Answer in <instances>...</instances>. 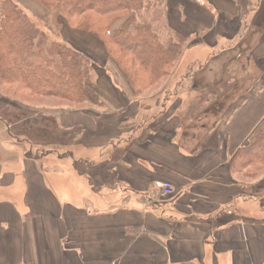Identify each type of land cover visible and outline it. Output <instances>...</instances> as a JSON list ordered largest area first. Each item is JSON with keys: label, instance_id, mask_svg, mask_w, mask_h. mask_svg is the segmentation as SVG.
<instances>
[{"label": "crops", "instance_id": "crops-1", "mask_svg": "<svg viewBox=\"0 0 264 264\" xmlns=\"http://www.w3.org/2000/svg\"><path fill=\"white\" fill-rule=\"evenodd\" d=\"M169 15L190 41L186 73L137 97L107 69L120 91L97 89L107 112L57 120L78 144L56 168L10 136L20 122L0 126V264H264V177L232 171L264 120V0H169Z\"/></svg>", "mask_w": 264, "mask_h": 264}, {"label": "trees", "instance_id": "trees-1", "mask_svg": "<svg viewBox=\"0 0 264 264\" xmlns=\"http://www.w3.org/2000/svg\"><path fill=\"white\" fill-rule=\"evenodd\" d=\"M34 1L52 15L54 38L30 18L17 0H0V89L78 106L91 105L93 75L96 72L107 80V66L105 63L102 67L89 49L65 37L64 23L95 33L107 50L108 60L118 64L139 97L171 77L187 45L188 38L171 26L169 0ZM119 22L123 24L117 27ZM57 34L64 42L55 37ZM204 78L203 73L196 74L189 87L202 92L199 83ZM216 86L219 88H211L213 93ZM52 127L58 138L59 133L76 134L75 130L61 131L53 122ZM20 128L21 124L10 128V136L31 143L32 132ZM232 171L243 177L244 184L264 177V120L234 158Z\"/></svg>", "mask_w": 264, "mask_h": 264}, {"label": "rangeland", "instance_id": "rangeland-1", "mask_svg": "<svg viewBox=\"0 0 264 264\" xmlns=\"http://www.w3.org/2000/svg\"><path fill=\"white\" fill-rule=\"evenodd\" d=\"M17 2L20 5V7L30 16V18L48 33L50 38H54L51 35L52 33L51 28L55 30V26L52 25L53 24L52 15L49 13V11L45 7L36 3L34 0H17ZM200 10L204 11V7L200 6ZM257 23L260 24L257 21H253V24H257ZM122 24L123 22H119L117 23L116 26L119 27ZM63 26L64 28H63L62 34L65 37L72 39L74 42H76V44L79 43L82 47L89 49L92 53H94L99 60L98 63L102 67L106 63L107 69L111 71V74L109 72V75L111 77L114 78L113 76L114 73L112 74V71L116 70L120 74V76L123 79H126L127 82L129 83V86H128L129 88L127 89L130 92L133 91L136 94V96L139 97L137 92L134 91L133 88L131 87V83L128 77H126V75L118 68V64L114 61L111 62L108 60L110 57L107 54V50L104 44L102 43V41L99 39V37L95 33L77 30L75 28L68 26V24L66 23H64ZM76 26H78L77 22H76ZM55 37L60 38L59 41L61 42L63 41V38H61V35L59 36V34H57ZM189 46H190V41L189 39H187V45L184 48L185 51L183 53V56L181 57L179 62H177L174 68V71L171 75L172 78L175 75L176 77H179L181 69H183V72L186 73V65H184V63L188 61V58H187L188 56L186 57V54H187L186 51L188 50ZM192 58L194 57L192 56L191 59ZM203 65L205 64H200L196 66V69L198 70L196 74L203 73L202 71L204 68V67L202 68ZM213 69H214L213 73L219 74V68L216 69L214 67ZM192 71L193 70H189L188 74H190ZM213 73L210 76H213ZM186 77L190 78V75ZM164 85L165 83L161 86L162 88L161 87L156 88L154 91H151L150 93H147L143 96H150V97L154 95L159 96L160 93L157 94V92L160 90V88L162 90L165 87ZM100 88L102 91L107 92V93L109 91V88H112L115 91H117L118 89V91H120L117 86L110 85L109 82H107V80L102 79L101 76L97 74L96 72L93 75V81L91 83V88H90L91 93H92L91 96L93 97V101L91 102L90 106L89 105L78 106L77 104H74V103H68V102H65L59 99L49 98V97H33V96H30L26 92H18L10 88L0 89V123H1L0 126L9 127V125L11 124L20 122L21 124L20 130H26L28 132H32L31 138H30L31 143H29L31 147H27L25 143H20L19 140H18V144L21 147H23V149H26V153L28 157H32V158L45 157L46 169L52 170L60 165V164H57L59 162V159H62V158L68 159L70 155H72L71 152L73 150L71 148L75 146L76 144H78V137H77V141H75V139L73 138V135L71 134L67 135L64 133H59L60 137L59 138L56 137L55 135L56 132L54 131L55 127L54 128L52 127V122L58 125L57 120H59L60 122L63 121L65 124L69 123L73 125L72 127H74L77 124V123L75 124V120H76L75 118L78 116L79 112L85 113V115L88 117L93 116L90 114L91 109L92 111H94L92 114H94L97 111L96 109H94L93 107L94 105L95 107H100L99 109L103 110L104 112L109 111L110 108L105 101V96L102 99V101H100L97 98L99 97V95L97 94V89L100 90ZM189 89L191 88L189 87ZM219 90L220 88H217L216 86V88L214 89V93L217 94ZM111 94H114V93H111ZM95 101L97 102V104H94ZM88 121H90V119ZM12 127L14 126H11L9 128H12ZM59 129L61 131H65L61 129L60 127ZM76 133L78 134V130L76 131ZM88 135L91 136V134H88ZM62 139L65 142L61 143L60 140ZM22 141H25V140L21 139V142ZM13 143H15L14 140H13ZM65 145L67 146L66 148H65ZM4 153L6 154L7 152L4 151ZM80 171H87V170L84 167H80ZM89 174L90 172L88 173V175ZM100 174H102V172H100ZM91 178H92V180H90L91 183H94L93 185L97 186L98 189H100L101 193L103 194V197L104 196L108 197L111 195V192H112L111 186L114 185L113 183H110V185L106 187L105 186L100 187L101 183L99 182V180L94 177H91ZM242 180H243V177H242ZM244 182H248V180L244 179ZM92 189L94 190V188ZM118 191H122V190H118Z\"/></svg>", "mask_w": 264, "mask_h": 264}, {"label": "built area", "instance_id": "built-area-1", "mask_svg": "<svg viewBox=\"0 0 264 264\" xmlns=\"http://www.w3.org/2000/svg\"><path fill=\"white\" fill-rule=\"evenodd\" d=\"M157 188L160 191L161 197H166V196H172L174 195V190L171 184L166 183V182H158Z\"/></svg>", "mask_w": 264, "mask_h": 264}]
</instances>
